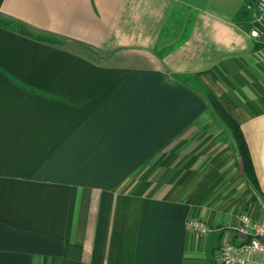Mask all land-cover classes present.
<instances>
[{
  "label": "crops",
  "instance_id": "0c3cea01",
  "mask_svg": "<svg viewBox=\"0 0 264 264\" xmlns=\"http://www.w3.org/2000/svg\"><path fill=\"white\" fill-rule=\"evenodd\" d=\"M257 2L0 0V264H223L240 215L264 220Z\"/></svg>",
  "mask_w": 264,
  "mask_h": 264
},
{
  "label": "built area",
  "instance_id": "2783aa9c",
  "mask_svg": "<svg viewBox=\"0 0 264 264\" xmlns=\"http://www.w3.org/2000/svg\"><path fill=\"white\" fill-rule=\"evenodd\" d=\"M252 12L251 36H264V0L246 6ZM264 212V203L261 205ZM188 228L200 236H206L211 228L199 219H190ZM240 238L237 243L225 242L220 250L223 264H264V221H257L251 213L240 215V224L235 228Z\"/></svg>",
  "mask_w": 264,
  "mask_h": 264
},
{
  "label": "trees",
  "instance_id": "16d2710c",
  "mask_svg": "<svg viewBox=\"0 0 264 264\" xmlns=\"http://www.w3.org/2000/svg\"><path fill=\"white\" fill-rule=\"evenodd\" d=\"M196 79L198 80V78ZM204 92H206V99L214 114L219 117V119L222 120V122H224V124L232 131L247 178L251 181L255 188H259V182L255 173L252 156L241 127L233 116L223 107L217 96L212 91L205 88Z\"/></svg>",
  "mask_w": 264,
  "mask_h": 264
},
{
  "label": "rangeland",
  "instance_id": "374dc122",
  "mask_svg": "<svg viewBox=\"0 0 264 264\" xmlns=\"http://www.w3.org/2000/svg\"><path fill=\"white\" fill-rule=\"evenodd\" d=\"M191 21V20H190ZM190 21L189 22H187L186 21V17L184 18V16H180L178 19H177V22L174 24L175 25V27L176 26H183V28L182 29H180V30H178L176 33L177 34H182L183 36H184V34H186L185 32H187L188 30V25L190 24ZM183 31V32H182ZM188 80V82H190L192 85H194L195 87H199L201 90H203V86L201 85V82L199 81V79L197 80L196 78H191V79H187ZM212 118H214V119H217L218 120V117H216V115L213 113L210 117L209 116H207V119H209V120H213ZM218 121H220V120H218ZM222 124V123H221ZM224 124V123H223ZM222 124V126L227 130V127L225 126V125H223ZM216 126L214 125L213 127H212V130H215L216 131ZM229 129V128H228ZM230 130V129H229ZM251 214V213H250ZM242 215V214H241ZM254 218L257 220V221H264V220H259V219H257L255 216H254ZM239 224H240V217H239V222H238V225L235 227V228H237L238 226H239Z\"/></svg>",
  "mask_w": 264,
  "mask_h": 264
}]
</instances>
